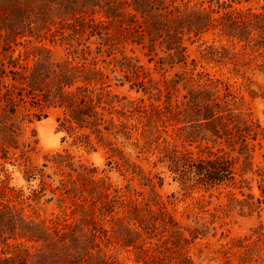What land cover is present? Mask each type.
Here are the masks:
<instances>
[{
    "label": "trees",
    "instance_id": "16d2710c",
    "mask_svg": "<svg viewBox=\"0 0 264 264\" xmlns=\"http://www.w3.org/2000/svg\"><path fill=\"white\" fill-rule=\"evenodd\" d=\"M208 33L261 60L257 72L264 76V0H0V161H22L29 186L25 195L7 175L0 180V264H121L110 247L132 253L135 264H194L187 249L216 231L218 216L194 217L189 225L176 220L157 200L153 179L125 158L126 147L139 157L155 145L154 167L162 164L184 189L209 197L225 193V213H264V166L253 163L264 125L231 84L195 72L193 61L188 68L186 44ZM44 40L65 47L66 56L54 59ZM207 50L217 59L237 58L223 46ZM176 67L180 71L170 77L152 76ZM125 84L147 99L127 101L112 91ZM259 90L251 98H264V85ZM52 110L60 130L91 149L94 137L111 153L107 165L149 187L147 198L138 201L129 185L123 191L66 152L33 165L23 123L41 121ZM162 134L173 143L158 144ZM195 143L208 155L195 157L184 146ZM4 171L1 166L0 175ZM154 178L161 186L163 178ZM47 193L43 203L55 201L59 213L42 219L34 209ZM239 246L238 264L262 261L256 247Z\"/></svg>",
    "mask_w": 264,
    "mask_h": 264
},
{
    "label": "rangeland",
    "instance_id": "374dc122",
    "mask_svg": "<svg viewBox=\"0 0 264 264\" xmlns=\"http://www.w3.org/2000/svg\"><path fill=\"white\" fill-rule=\"evenodd\" d=\"M190 1L191 4L198 3L202 0H185ZM52 53L54 59H60L66 56L67 52L65 47L59 44H50L47 40L42 42ZM187 45V55L189 66L191 69L195 68V72L204 71L209 73L215 78L227 81L232 86L238 96L243 97L245 106L249 108V112L253 114L255 119H258L262 125H264V98L257 96L251 98V93L259 95L261 91L260 86L264 85V76L257 72V65L261 60L253 59V56H247L245 51L241 49L240 45H231L227 43L225 39H219L214 37L211 33L205 34L201 41L194 44ZM208 46L218 48L223 46L230 53L237 55V58H233L232 55H228L223 59H217L216 57L210 56L207 52ZM19 51H23L20 47L17 49L16 54ZM129 55H132L127 51ZM247 53H249L247 51ZM136 55L140 57L142 63L149 67L153 64L147 63V57L142 53L136 51ZM105 57V54L103 56ZM108 60V58H106ZM193 61V65H190ZM180 71L179 68L173 70L167 69L164 71H153L152 76L155 79H159L161 75L170 77L174 72ZM112 91L119 96H124L127 101H136L140 97L147 99V96H143L141 93L135 91H129V85L125 84L123 87H112ZM58 113L56 111H50L47 118L41 121H34L32 123L24 122L22 126L23 137L28 140L33 147V150L29 153L30 162L33 165L41 166L45 162V158L55 153H68L73 157L74 161L87 165L89 167L97 168L98 176H107L113 185H117L119 188L125 191L124 187L129 185L130 190H134L136 198L141 201L143 198H147L150 191L149 187H143L140 185L138 178H134L132 181L131 175L124 174L117 170L116 165H107V158L111 153L96 144L94 137H91L92 143L95 149L86 146L85 144L77 141L75 133L68 134L65 130H60L56 118ZM171 133V128H168ZM163 139L173 143V141L162 134L160 141ZM118 146L121 145L117 142ZM177 144L181 147V143L178 141ZM184 146L191 150L195 157L207 156L208 151H203L197 147V144ZM203 148V146H202ZM212 152H216L220 147H210ZM226 150V149H225ZM152 154L141 155L137 157V151L132 147H126L123 149L125 158L129 159L130 162L140 166L149 178L153 179L155 183V192L157 194V200L160 203L167 205V209L174 215L175 219L182 222L185 225H189L191 219L196 217L197 219H203V221H210L211 213H215L218 218L212 225L216 231L211 232L207 237L198 239L188 249L187 254L194 262V264H238L239 253L243 249L239 245H249L251 248L256 247V250L261 257L262 261L259 263L251 264H264V213L262 212L260 217L257 215L246 216L240 215L237 210L230 213H225L224 205L227 203V197L223 193L218 195L217 192H212V197L209 194L203 193L202 191L184 189L177 182L174 181L170 173L160 163H156V167L153 163L157 161L159 157L158 150L154 145L151 150ZM236 156V154H233ZM117 158H112V162H116ZM254 166H264V139L262 140V148H256L253 153ZM1 166L4 168V172L0 175V180L4 175L8 176L9 185L15 188H22L25 195L29 193L28 184L23 180V171L25 169L24 163L20 160L11 163L0 161ZM47 174H51L52 170L47 169ZM163 178L161 186L158 185L154 176ZM50 183V180H47ZM37 182L31 183L32 188L37 187ZM57 185V179L53 183V187ZM253 193L256 197L259 196V192L256 188V183L253 182ZM232 192L236 194V197L241 199L238 191L233 189ZM141 193V195H140ZM128 193V196H131ZM49 198V193L42 198L41 203L35 208V215H39L42 219L51 218L52 214H58L59 209L57 208L56 202L44 204L43 201ZM221 206L222 209L219 208ZM27 213L33 214V211H27ZM188 216V218H187ZM262 229V230H261ZM215 233L214 236L212 234ZM109 254L114 255L121 264H135L134 255L128 253L119 247H110L107 249ZM226 252V254H225Z\"/></svg>",
    "mask_w": 264,
    "mask_h": 264
}]
</instances>
